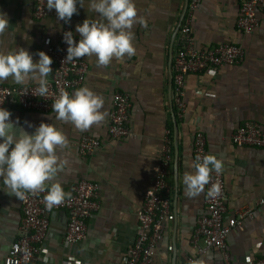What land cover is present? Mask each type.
Listing matches in <instances>:
<instances>
[{
  "label": "crops",
  "instance_id": "obj_1",
  "mask_svg": "<svg viewBox=\"0 0 264 264\" xmlns=\"http://www.w3.org/2000/svg\"><path fill=\"white\" fill-rule=\"evenodd\" d=\"M190 0H134L138 15L147 24L134 25L133 44L136 53L107 66H97L96 57L81 58L89 72L81 87L87 86L105 100L108 116L104 122L80 131L71 123L57 121L54 113L27 112L6 108L11 119L29 134L41 123L53 124L68 139L66 148L57 155L66 161L63 171L50 183H60L66 192L79 180L87 178L100 187L101 209L90 220L87 239L80 244L65 242L69 223L66 211L50 215V228L41 251L47 264H125L129 249L139 232L138 212L154 178L153 168L160 161L167 129L172 130L174 145L169 182L172 187V216L167 220L152 264H188L196 257L198 264H224L222 255L213 251L198 255L191 244L198 218L207 213L205 194L190 197L183 183L185 172H194V139L198 130L207 138L208 152L223 162L227 213L230 219L245 209L254 211L242 229L230 233L227 243L233 264H255L264 257V149L238 147L232 141L234 132L246 122L264 125V12L259 11L260 25L243 34L237 27L239 6L234 0H202L192 20L199 46L220 43L241 45L245 57L239 65L221 68L216 73L190 74L187 77V116L178 120L173 107L172 62L176 36ZM91 0L77 3L74 30L85 19L101 21L89 10ZM34 0H0V15L6 14L9 26L0 35V53L21 48L38 61L39 51L57 44L64 21L55 9L38 20ZM76 33V31H75ZM76 36L80 39L78 33ZM53 71L47 77H54ZM1 85L16 84L9 78ZM37 84L28 82L23 85ZM80 87V88H81ZM74 90L71 94H74ZM123 91L131 96L130 136L112 140L109 136L113 96ZM19 131V129H17ZM88 134L102 141V147L90 156L79 152V142ZM2 142V141H0ZM22 200L0 177V264L19 236L23 216Z\"/></svg>",
  "mask_w": 264,
  "mask_h": 264
},
{
  "label": "built area",
  "instance_id": "obj_2",
  "mask_svg": "<svg viewBox=\"0 0 264 264\" xmlns=\"http://www.w3.org/2000/svg\"><path fill=\"white\" fill-rule=\"evenodd\" d=\"M202 0H190L182 24L176 36V52L172 62L173 75V107L178 120L183 121L188 112L187 77L190 74L216 73L223 67L239 65L245 50L241 45L220 43L211 47L199 46L193 29L192 20L199 9ZM239 6L237 27L243 34H251L259 25V11L264 12V0H234ZM34 16L41 20L47 17V0H34ZM73 32L76 36L73 22L65 23L62 36L57 44L47 48V54L53 58L54 77L48 81L49 94L47 97L34 95L38 84L1 85L0 107L16 108L27 112L54 113L52 104L60 93H72L79 89L89 72L88 64L82 59L65 60L68 45L64 42L63 34ZM131 96L123 91H116L113 96V108L110 116L109 136L112 140L129 137ZM233 143L238 147L264 149V125L258 122H246L232 136ZM102 147V141L85 134L79 142V152L90 156ZM194 158L209 155L207 138L203 131L198 130L193 147ZM174 145L172 130L167 129L160 154L159 163L153 168L154 178L144 198L143 207L138 212L139 232L133 246L128 251L125 264H152L156 255L159 241L163 237L165 223L172 216V187L169 182L173 162ZM221 186V194L217 198L206 196L207 213L197 220L191 244L198 255L217 251L222 255L224 264H233L228 250V237L234 230L243 228L246 218H254L255 213L250 209L227 219L226 184L223 173H211V182L206 187V193L211 184ZM47 192L33 195L26 193L22 200L23 216L19 236L12 244L4 264H47L41 259V251L50 228V215L55 211H66L69 223L65 234L68 244H80L87 239L90 220L101 209L99 184L83 178L72 187L71 198L64 203L46 207L44 197ZM259 209L264 208V198L258 203ZM188 264H198L196 257L189 258ZM255 264H264V257L255 259Z\"/></svg>",
  "mask_w": 264,
  "mask_h": 264
},
{
  "label": "clouds",
  "instance_id": "obj_3",
  "mask_svg": "<svg viewBox=\"0 0 264 264\" xmlns=\"http://www.w3.org/2000/svg\"><path fill=\"white\" fill-rule=\"evenodd\" d=\"M83 7V0H47V9H55L57 16L65 23H70L74 14H78L77 3ZM89 10L99 14L101 21L85 19L76 25L80 39L77 43L73 32L63 34L68 45L65 60L96 57L97 66L107 67L113 59L121 60L136 53L133 44L134 25L146 26L147 21L138 15L134 0H91ZM9 26L6 14L0 15V35ZM33 54L21 48L17 52L0 53V82L9 78L16 84L35 82L38 89L34 95L47 97L49 85L47 77L52 73L53 58L44 51ZM105 100L87 86L71 94L60 93L52 104L57 121L71 123L80 131L105 121L108 112L104 110ZM12 113L0 107V177L11 194L23 200L26 193L33 195L47 192L44 197L46 207L51 210L71 198L60 183L52 182L63 171L66 161L57 155L58 149L66 148V135L53 124L41 123L33 134H29L11 119ZM19 129V131L17 130ZM194 172H185L183 183L186 194L198 197L205 194V186L211 182V173L222 172L223 162L215 155H197L191 165ZM218 183L211 184L206 196L217 198L221 194Z\"/></svg>",
  "mask_w": 264,
  "mask_h": 264
}]
</instances>
